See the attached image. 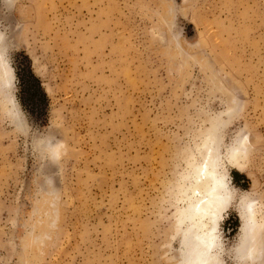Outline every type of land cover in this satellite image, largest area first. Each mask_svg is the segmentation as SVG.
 <instances>
[{"label":"rangeland","instance_id":"1","mask_svg":"<svg viewBox=\"0 0 264 264\" xmlns=\"http://www.w3.org/2000/svg\"><path fill=\"white\" fill-rule=\"evenodd\" d=\"M0 34V67L26 56L48 99L14 128L0 71V264H182L210 140L232 190L223 264H264V0H13Z\"/></svg>","mask_w":264,"mask_h":264},{"label":"bare ground","instance_id":"2","mask_svg":"<svg viewBox=\"0 0 264 264\" xmlns=\"http://www.w3.org/2000/svg\"><path fill=\"white\" fill-rule=\"evenodd\" d=\"M0 71L5 78L4 84L12 83V68L4 66L0 67ZM204 148L202 162L193 167L194 181L187 207L180 213L179 225L184 229L181 238L182 264H223L218 228L223 213L230 206L232 190L228 173L221 170L217 142L210 140ZM239 210L245 228L249 227L250 230L238 249V256L243 259L246 252L245 259H251L262 252L257 239L259 228L261 230L256 219L257 206L253 201H248L242 203ZM246 219L252 224H246Z\"/></svg>","mask_w":264,"mask_h":264},{"label":"trees","instance_id":"3","mask_svg":"<svg viewBox=\"0 0 264 264\" xmlns=\"http://www.w3.org/2000/svg\"><path fill=\"white\" fill-rule=\"evenodd\" d=\"M27 63L16 68L18 81V100L22 108L35 118L41 120L45 116L48 99L42 89L40 80L33 74L29 59Z\"/></svg>","mask_w":264,"mask_h":264},{"label":"clouds","instance_id":"4","mask_svg":"<svg viewBox=\"0 0 264 264\" xmlns=\"http://www.w3.org/2000/svg\"><path fill=\"white\" fill-rule=\"evenodd\" d=\"M13 0H0V3L4 4H11ZM2 36V34H0ZM4 52L0 51V62H4ZM9 67L11 64L9 62ZM17 78L15 75V69L12 68V86L14 88V92L12 93L13 96V106L10 108V116L9 121L13 125L14 128H22L24 125H27L28 116L25 111L22 109L19 100L17 99L16 93L18 92L17 88Z\"/></svg>","mask_w":264,"mask_h":264}]
</instances>
